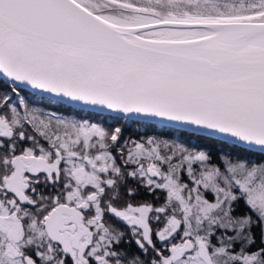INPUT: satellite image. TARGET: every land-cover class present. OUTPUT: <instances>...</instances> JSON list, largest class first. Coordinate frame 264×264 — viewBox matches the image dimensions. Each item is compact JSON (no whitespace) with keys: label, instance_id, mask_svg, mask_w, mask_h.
Segmentation results:
<instances>
[{"label":"snow or ice","instance_id":"1","mask_svg":"<svg viewBox=\"0 0 264 264\" xmlns=\"http://www.w3.org/2000/svg\"><path fill=\"white\" fill-rule=\"evenodd\" d=\"M0 264H264V0H0Z\"/></svg>","mask_w":264,"mask_h":264}]
</instances>
